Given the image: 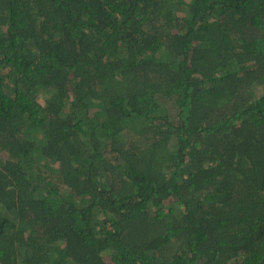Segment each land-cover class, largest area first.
<instances>
[{
	"label": "trees",
	"instance_id": "trees-1",
	"mask_svg": "<svg viewBox=\"0 0 264 264\" xmlns=\"http://www.w3.org/2000/svg\"><path fill=\"white\" fill-rule=\"evenodd\" d=\"M0 264H264V0H0Z\"/></svg>",
	"mask_w": 264,
	"mask_h": 264
}]
</instances>
